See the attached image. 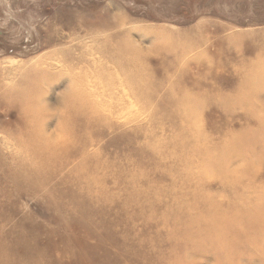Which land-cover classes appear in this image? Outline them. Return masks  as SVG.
<instances>
[{"label":"rangeland","instance_id":"rangeland-1","mask_svg":"<svg viewBox=\"0 0 264 264\" xmlns=\"http://www.w3.org/2000/svg\"><path fill=\"white\" fill-rule=\"evenodd\" d=\"M0 264H264V0H0Z\"/></svg>","mask_w":264,"mask_h":264},{"label":"bare ground","instance_id":"bare-ground-1","mask_svg":"<svg viewBox=\"0 0 264 264\" xmlns=\"http://www.w3.org/2000/svg\"><path fill=\"white\" fill-rule=\"evenodd\" d=\"M123 65L128 66V68L131 66L130 63H124ZM123 65H119V66H123ZM81 103H84V102H81ZM82 109H83V106H81V104L74 105L75 113H77L79 110H82ZM85 111H88L92 115H94L96 113L93 109H89V108H87ZM36 131H37V129L33 128V129H30V130H27V134L28 133H35ZM20 137H23V136H20ZM60 146H61L60 142H55L53 140H50V139L46 138L43 141L38 142V143H30V144L26 145L25 148L27 149V151L32 153L31 154L32 155V160L34 162H41L42 163V159H44V158L49 159L50 154H51V156H53L54 153H57V151L60 149ZM44 164L45 163H43V165ZM24 177H25V175H24Z\"/></svg>","mask_w":264,"mask_h":264}]
</instances>
